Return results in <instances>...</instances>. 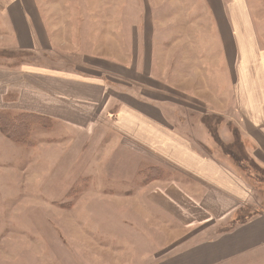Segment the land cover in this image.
<instances>
[{
  "label": "crops",
  "instance_id": "obj_1",
  "mask_svg": "<svg viewBox=\"0 0 264 264\" xmlns=\"http://www.w3.org/2000/svg\"><path fill=\"white\" fill-rule=\"evenodd\" d=\"M110 1L99 0L109 29L99 56L74 40L75 24H56L55 10L76 16L63 1L0 0V50L97 66L94 74L76 62L71 70L0 65V110L42 116L57 130L30 148L0 130V161L26 150L29 168L47 178L29 187L14 229L0 220V255L10 253L9 264H264V213L234 218L254 194L233 159L215 153L212 125L224 145L238 133L264 168V41L253 5L170 0L164 20L165 4L132 0L130 24Z\"/></svg>",
  "mask_w": 264,
  "mask_h": 264
},
{
  "label": "rangeland",
  "instance_id": "obj_2",
  "mask_svg": "<svg viewBox=\"0 0 264 264\" xmlns=\"http://www.w3.org/2000/svg\"><path fill=\"white\" fill-rule=\"evenodd\" d=\"M61 1H63L62 9L72 10V13L76 12V16L67 17L66 16L68 14L67 11L65 16L60 17V13L55 10L54 12L56 14V17L54 19L56 24L58 23V20L60 18L61 20H66L67 23L75 24L77 32L74 33L73 36L74 40L78 39L79 37H82L83 40L87 41L86 48H84L83 51L89 52L90 55L93 54L94 51L99 53V56H101V54L104 55L105 53L104 48L106 47L105 33L109 32V29L103 24L104 21L103 16H100L104 4H100L99 0L98 1L97 0L96 1L95 0H61ZM153 1L154 0H143V4L147 5V9L148 8L151 9V4L153 7ZM249 1L253 5V12L255 13L256 21L259 28V35L261 36V39L264 41V0H249ZM155 2L161 4L162 6H164V4L166 5L167 10L163 13L162 18H164V20L165 18H168L172 10L170 8V4H172L173 1L156 0ZM137 3L138 2H133L131 0V4H129V9H128L124 6H121V3L117 2V0H111L109 2V5L105 7L116 8L119 10V13L128 10L127 13H124L126 15L125 23L134 24L137 19V13H136ZM51 9H57V7L54 5L51 7ZM97 14L99 15V17L97 16ZM57 15H59V17ZM70 19L73 20L70 21ZM122 20L123 18L121 16L115 17L114 19L115 30L111 34L113 35L114 40H116L117 38L116 36L118 34L116 32L117 25H119V23ZM101 30L105 31V33L102 32ZM1 35H3V33H1ZM1 39L3 38L1 37ZM90 42L94 43L93 45L96 47L97 50L90 49L91 46ZM117 43L116 41H114V49L116 52L118 50L116 45ZM165 49H166L165 51L168 52V48ZM45 55H42L41 51L37 53L35 52L33 53L30 51L29 53L27 51L0 50V65L10 66L12 68H18V69L33 65L37 69L39 68L41 69L42 67L54 68V69L64 67L66 68L65 70H71V68H73V64H75L76 62L78 66L87 68V71H89L90 73H94V74L97 73L95 71L97 66L91 64L93 63V61H91L90 59L78 58L76 60L71 57L59 58L53 54L52 55L50 54L47 58H43V56ZM193 55L195 56V54ZM87 57L90 58L89 56ZM190 60H192V58H190ZM115 75L117 74H114V76ZM162 77L167 79V76H164L163 74ZM14 112L20 113L18 111H14ZM210 120L212 121V119ZM212 125L214 126L213 130L215 132L213 133V135L215 137V140L217 141V145H219L217 146V148L220 151L218 152L214 149L215 153H217V155L219 154V156L229 155L230 160H232L230 153H233L238 157H243L242 156L243 152L241 155L237 154L238 147H235L234 145H224L221 139L217 136L216 122L212 123ZM41 128H42L41 126H37L33 131L35 145H37L36 143L40 141L50 140L51 137L57 136L56 135L57 130L53 128L52 122H49L46 128L43 129ZM62 135H65L67 138H69V135H67L66 131H64ZM195 148L201 152H204L205 150L208 151V148L204 145L202 146L196 145ZM18 150L19 152L15 156H13L9 161H6L5 159H1L0 161V220L2 221L4 228H6L5 231L7 232H9V229L15 228V225H13V223H16L15 221H13L15 220V216L19 214L24 216V210H25L24 204L28 201V198L31 196L29 187L33 185H38L37 182L41 181L42 179L47 180L46 177L44 178L41 177L39 174H37V172L32 171V169L29 168L30 165L29 152L23 149H18ZM232 161L234 163V170L237 171L242 177H244L246 173H243V171L237 167L234 160ZM143 171H145L144 176L147 178L150 176L153 177L159 175V172L155 174V172H151L148 169H145ZM248 174L252 176L251 179H253V182H250V180L246 179L245 177L244 178L247 181L249 187L253 190V194H254L252 196L253 203L249 204V206L247 207L241 208V210L234 217L235 219L238 220H243L245 219V217L256 215L257 213H264V168L261 167L259 170L249 169ZM170 176H171L170 170L165 169L161 172L160 177H163L162 179L164 178L169 179ZM85 183L86 181H83L81 182V185ZM57 185L59 186L58 182ZM55 193L57 192L46 193L43 190V192H41V195L43 197L46 196L53 197L54 199L59 196V194H55ZM167 243H169L168 240L166 239L162 240L163 246H165ZM1 255H0V264H9L8 260L11 258L10 253L5 252L2 253Z\"/></svg>",
  "mask_w": 264,
  "mask_h": 264
},
{
  "label": "trees",
  "instance_id": "obj_3",
  "mask_svg": "<svg viewBox=\"0 0 264 264\" xmlns=\"http://www.w3.org/2000/svg\"><path fill=\"white\" fill-rule=\"evenodd\" d=\"M43 120L44 118L42 116L35 114L21 112L14 113L11 111L0 110L1 132L19 146L33 147L35 145L32 133L37 126H47ZM233 145L238 147V155H241L243 152V157H238L235 154L230 153L232 159L236 163L237 167L242 170L243 173H246L244 177L250 180V182H253V179H251L252 176L248 174V171L249 169L259 170L261 166H258L255 160H252L246 153L245 145L236 132Z\"/></svg>",
  "mask_w": 264,
  "mask_h": 264
}]
</instances>
